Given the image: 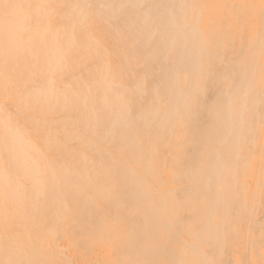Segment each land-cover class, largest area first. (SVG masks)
Segmentation results:
<instances>
[{"label":"bare ground","instance_id":"1","mask_svg":"<svg viewBox=\"0 0 264 264\" xmlns=\"http://www.w3.org/2000/svg\"><path fill=\"white\" fill-rule=\"evenodd\" d=\"M0 264H264V0H0Z\"/></svg>","mask_w":264,"mask_h":264},{"label":"rangeland","instance_id":"2","mask_svg":"<svg viewBox=\"0 0 264 264\" xmlns=\"http://www.w3.org/2000/svg\"><path fill=\"white\" fill-rule=\"evenodd\" d=\"M257 6L258 7H262L261 6V3H258V5H254L253 7H257ZM258 9L255 8L256 11L254 10V8L253 9H250V10L252 11L251 13L258 14V12H259V11H257ZM219 11H224V10H222V9L219 8ZM226 11L228 13L227 12L220 13L217 16V19H215L216 22H217V25L223 26L226 23V21L229 19V14H230L229 12H231L234 17H236V16L241 17L242 15H245V12H246L243 8H232V9H230V11H228V10H226ZM235 19L237 20V17ZM260 21L262 22V20L259 19V20L256 21V23H261ZM253 23H254V21H253ZM252 25H254V24H252ZM254 26H256V25H254ZM260 27H262V26L261 25H257L255 28H260ZM253 30H256V29H253ZM260 38H261V35L260 36H250V37H247L246 32L245 31H242V32H237L236 37H233L232 36V39H230L229 42H230V45H237V44L240 45V43L247 44V40H253L254 41L256 39L257 40H260ZM217 43L219 45H223V41H221V40H218ZM255 52L260 53V51H258V50L255 51Z\"/></svg>","mask_w":264,"mask_h":264}]
</instances>
